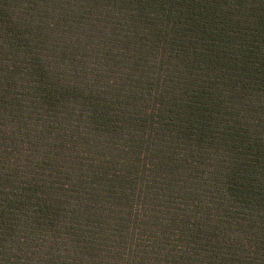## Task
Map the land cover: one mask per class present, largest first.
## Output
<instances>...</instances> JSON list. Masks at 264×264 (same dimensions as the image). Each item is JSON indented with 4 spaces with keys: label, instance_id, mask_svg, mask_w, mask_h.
<instances>
[{
    "label": "trees",
    "instance_id": "16d2710c",
    "mask_svg": "<svg viewBox=\"0 0 264 264\" xmlns=\"http://www.w3.org/2000/svg\"><path fill=\"white\" fill-rule=\"evenodd\" d=\"M0 264H264V0H0Z\"/></svg>",
    "mask_w": 264,
    "mask_h": 264
}]
</instances>
